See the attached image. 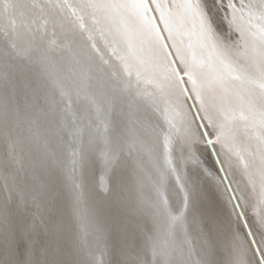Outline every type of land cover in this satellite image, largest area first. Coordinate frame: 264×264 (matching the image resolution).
Listing matches in <instances>:
<instances>
[{"label":"snow or ice","instance_id":"1","mask_svg":"<svg viewBox=\"0 0 264 264\" xmlns=\"http://www.w3.org/2000/svg\"><path fill=\"white\" fill-rule=\"evenodd\" d=\"M0 264H264V0H0Z\"/></svg>","mask_w":264,"mask_h":264},{"label":"bare ground","instance_id":"2","mask_svg":"<svg viewBox=\"0 0 264 264\" xmlns=\"http://www.w3.org/2000/svg\"><path fill=\"white\" fill-rule=\"evenodd\" d=\"M216 196H217V198L220 200L221 204L223 205L224 198H223V196L221 195V193L217 191V192H216Z\"/></svg>","mask_w":264,"mask_h":264}]
</instances>
